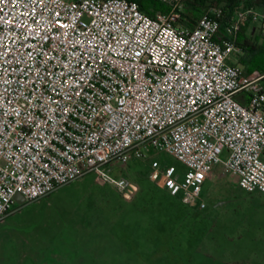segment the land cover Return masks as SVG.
<instances>
[{"label": "built area", "instance_id": "obj_1", "mask_svg": "<svg viewBox=\"0 0 264 264\" xmlns=\"http://www.w3.org/2000/svg\"><path fill=\"white\" fill-rule=\"evenodd\" d=\"M149 15L130 0H0V221L103 165L163 151L184 167L148 178L192 208L213 166L245 192L264 194V86L235 61L247 15L264 35V11L207 7L176 23L181 0ZM233 57L232 59L230 57ZM251 74V73H249Z\"/></svg>", "mask_w": 264, "mask_h": 264}, {"label": "rangeland", "instance_id": "obj_2", "mask_svg": "<svg viewBox=\"0 0 264 264\" xmlns=\"http://www.w3.org/2000/svg\"><path fill=\"white\" fill-rule=\"evenodd\" d=\"M151 160L159 169L174 166L181 178L182 164L152 150L102 166L129 182L125 191L88 171L47 196L14 203L0 221V264H264V194L243 191L216 164L202 184L205 206L187 207L148 178Z\"/></svg>", "mask_w": 264, "mask_h": 264}, {"label": "trees", "instance_id": "obj_3", "mask_svg": "<svg viewBox=\"0 0 264 264\" xmlns=\"http://www.w3.org/2000/svg\"><path fill=\"white\" fill-rule=\"evenodd\" d=\"M134 1L138 8L152 15L154 11L166 12L170 4L162 0H130ZM181 9L176 8V23L181 26H192L194 21L210 6H217L222 10L224 17H229L236 6L251 8L260 6L264 9V0H181ZM253 25L250 24L249 15L240 23L235 36V43L241 46L242 53L236 59V63L241 66L245 74L256 72L262 75L261 83L264 85V45L256 44L250 39ZM259 55L258 64L253 62V57Z\"/></svg>", "mask_w": 264, "mask_h": 264}, {"label": "crops", "instance_id": "obj_4", "mask_svg": "<svg viewBox=\"0 0 264 264\" xmlns=\"http://www.w3.org/2000/svg\"><path fill=\"white\" fill-rule=\"evenodd\" d=\"M256 10H262L264 11V9L260 6H255V7H252ZM251 25H253V28L251 30V33H250V39L252 40V42L256 43V44H261V45H264V35H262L261 33H259V30L257 28L256 25L250 23ZM240 188V187H239ZM164 190V189H162ZM243 190V189H242ZM165 191V190H164ZM244 191V190H243ZM166 192V191H165ZM167 194V193H166ZM168 196H171L169 194H167ZM180 202V201H179Z\"/></svg>", "mask_w": 264, "mask_h": 264}, {"label": "water", "instance_id": "obj_5", "mask_svg": "<svg viewBox=\"0 0 264 264\" xmlns=\"http://www.w3.org/2000/svg\"><path fill=\"white\" fill-rule=\"evenodd\" d=\"M13 198H14V201L16 203H19L20 204V203L23 202V198H22V196L19 193H15L14 196H13Z\"/></svg>", "mask_w": 264, "mask_h": 264}]
</instances>
